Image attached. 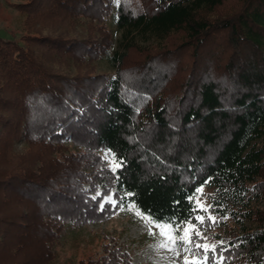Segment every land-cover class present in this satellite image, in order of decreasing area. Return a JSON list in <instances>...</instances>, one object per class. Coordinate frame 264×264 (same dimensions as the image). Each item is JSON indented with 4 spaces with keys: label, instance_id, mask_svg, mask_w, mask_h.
<instances>
[{
    "label": "trees",
    "instance_id": "trees-1",
    "mask_svg": "<svg viewBox=\"0 0 264 264\" xmlns=\"http://www.w3.org/2000/svg\"><path fill=\"white\" fill-rule=\"evenodd\" d=\"M225 1L10 2L31 20L89 31L40 36L30 24L0 37L1 264H25L20 252L49 264L64 224L129 204L180 237L197 223L203 188L215 251L228 264H264V0H237L211 20ZM55 59H73L76 72ZM93 61L114 74L81 71ZM16 142L27 152L16 155ZM102 181L113 207L82 188ZM107 251L101 264L125 255Z\"/></svg>",
    "mask_w": 264,
    "mask_h": 264
},
{
    "label": "rangeland",
    "instance_id": "rangeland-1",
    "mask_svg": "<svg viewBox=\"0 0 264 264\" xmlns=\"http://www.w3.org/2000/svg\"><path fill=\"white\" fill-rule=\"evenodd\" d=\"M16 0H0V37H18L25 34L28 25H34V30L39 32L40 36L62 35L70 38H80L89 31V26L83 21H72L64 24L41 23L15 8L10 2ZM237 0H226L225 4L219 7L209 17L211 20L223 17L226 11H229ZM36 27V28H35ZM95 30V29H94ZM97 31V30H96ZM114 32V31H113ZM118 38L120 33L114 32ZM179 34H173L169 37V42L174 41ZM148 47L147 43H142ZM154 44V43H153ZM37 52L40 53L39 50ZM136 57V53H132ZM140 57V56H139ZM74 59V58H73ZM59 66V61L55 59V67L62 68L63 73L74 74L77 69L74 60ZM177 65L171 66L170 73ZM83 72L104 73L109 76L114 74L107 62L93 61L89 66H83ZM164 84V83H163ZM167 85L166 87H168ZM70 146L71 143H68ZM28 146L24 142H16L12 151L16 155L24 154ZM104 182H97L95 191H90L89 182H83L82 188L88 191L92 198L101 197L99 207L104 208L105 204L111 207L116 203L113 196L114 187L108 192H104ZM207 188L199 192L197 198V210L195 218L197 223H186L183 228L182 236L186 235L185 240H170L168 235L161 234L162 230L156 229L154 224L147 217H142L135 213L132 204L127 206V212L124 210L114 211L106 217L98 220H88L84 223L71 225L64 224L62 231L55 238L53 245L55 257L49 264H79V260L91 258L87 264H101V257L108 256L109 249L119 250L120 264H228L221 253L215 251L216 244L221 242L216 240L212 234L218 232L213 226L214 218L207 211ZM10 207V206H9ZM11 208V207H10ZM206 209V211H205ZM198 217H203L201 222ZM208 219V222L205 220ZM194 226V227H193ZM198 233V234H197ZM173 237V236H172ZM213 237V238H212ZM207 246V251L205 247ZM18 260L23 259L25 264H30V258L24 252L18 253ZM4 259V251H0V264ZM209 258H211V263ZM236 264H244V261L238 260Z\"/></svg>",
    "mask_w": 264,
    "mask_h": 264
},
{
    "label": "snow or ice",
    "instance_id": "snow-or-ice-1",
    "mask_svg": "<svg viewBox=\"0 0 264 264\" xmlns=\"http://www.w3.org/2000/svg\"><path fill=\"white\" fill-rule=\"evenodd\" d=\"M205 211H206V209H205ZM197 219H199L201 222H203V217H198ZM150 222H152V221H150ZM157 226L161 228V230H162L161 234L168 235V233L165 231V229H170L171 226L169 224H158ZM186 235L187 234H185V236H180V237H172L171 235H169V239L170 240L179 239V240L183 241V240H185ZM204 247H205V251H207L208 250L207 246H204Z\"/></svg>",
    "mask_w": 264,
    "mask_h": 264
}]
</instances>
